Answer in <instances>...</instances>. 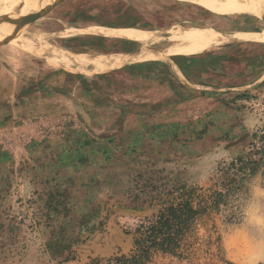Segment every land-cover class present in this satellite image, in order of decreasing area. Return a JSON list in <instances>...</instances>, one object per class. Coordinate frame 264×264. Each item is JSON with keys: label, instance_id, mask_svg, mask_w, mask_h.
Listing matches in <instances>:
<instances>
[{"label": "rangeland", "instance_id": "obj_1", "mask_svg": "<svg viewBox=\"0 0 264 264\" xmlns=\"http://www.w3.org/2000/svg\"><path fill=\"white\" fill-rule=\"evenodd\" d=\"M261 1L220 0L219 14L203 0H67L53 10L52 0H0V28L11 19L1 21L2 12H14L67 48L72 27L120 26L123 15L147 30L224 23L242 35L191 55L199 61L188 72L170 60L188 54L149 56L166 67L163 83L119 70L60 74L14 30L1 35L0 264L128 254L157 197L184 183L224 189L235 174L243 187L213 216V229L200 225L191 256L156 252L148 264H264V38L254 34L264 31ZM102 27L78 34L118 37Z\"/></svg>", "mask_w": 264, "mask_h": 264}, {"label": "bare ground", "instance_id": "obj_2", "mask_svg": "<svg viewBox=\"0 0 264 264\" xmlns=\"http://www.w3.org/2000/svg\"><path fill=\"white\" fill-rule=\"evenodd\" d=\"M1 1L2 6H4L14 3L17 0ZM203 2L215 12L223 14L221 13L220 0H203ZM258 8L264 12V0L259 3ZM263 12L261 14L262 17H264ZM235 14L236 12L234 11L231 14L225 15L233 16ZM2 16L1 21L9 16L15 18L17 14L15 15L14 12L4 13L3 11ZM9 22H4L3 25L5 26L0 28V36L7 33L9 29L14 30L13 36L22 40L30 48H36L43 51L49 59L56 62L61 67L69 69L70 71L81 72L113 71L126 61H142L146 60L149 56H167L180 53L188 55L200 54L205 51L222 48L226 44L237 40L238 35L240 36L239 38H242V35H240L239 32L227 31L224 29V23L220 24V27L218 28L182 26L180 28L169 30L168 32L130 27L120 29L102 27L97 28L98 33L132 39L142 45V48L136 53L123 54L117 52L112 56H102L82 54L71 51L59 44H51L48 41V36H51L52 33L47 35V32L44 33L41 29L32 27L31 22L27 20L19 19L17 17L16 24H10ZM80 31L81 30L78 28H73L66 34H78ZM254 34L264 38V31ZM18 41L15 43L20 46V43L22 42L19 43ZM155 45L161 46V48H153ZM90 67H93L94 69H89Z\"/></svg>", "mask_w": 264, "mask_h": 264}, {"label": "trees", "instance_id": "obj_3", "mask_svg": "<svg viewBox=\"0 0 264 264\" xmlns=\"http://www.w3.org/2000/svg\"><path fill=\"white\" fill-rule=\"evenodd\" d=\"M238 161L245 160L240 157ZM250 162L252 171H256V161ZM241 181L235 174L224 189L186 183L173 186L155 199L156 212L135 228L133 248L128 254L97 257L85 264H148L156 252L191 256L199 243L200 225L209 221L211 228L215 227L213 216L220 213L235 190H241Z\"/></svg>", "mask_w": 264, "mask_h": 264}, {"label": "crops", "instance_id": "obj_4", "mask_svg": "<svg viewBox=\"0 0 264 264\" xmlns=\"http://www.w3.org/2000/svg\"><path fill=\"white\" fill-rule=\"evenodd\" d=\"M67 0H52L51 4L53 6H51V9L53 10L54 8H56L58 5L64 3ZM40 4L39 2L37 3V5ZM50 13V12H48ZM122 21H124L123 25L120 26H113V25H107V24H93V25H88L86 27H82V26H77V27H72L73 28H82V29H89L91 27H95V26H107L110 28H122V27H138L135 24H129L126 21L129 20V16L123 15L121 16ZM74 20V19H73ZM70 21V20H69ZM140 28V27H138ZM69 29V30H71ZM144 29V28H142ZM129 43H134L135 47H131L130 45H128ZM63 44L69 46L68 49L73 50L75 52L78 53H86L89 55H110V54H115V53H123V54H132V53H136L138 52L141 48L142 45L137 42V41H133L130 39H126V38H118V37H107L104 35H99V34H95L92 31L89 32H83L81 34H64V38H63ZM81 46L80 48H75L77 46ZM110 47V48H109ZM67 48V47H66ZM153 48H161V46H153ZM168 58V56H167ZM155 59H150V60H142V61H126L125 63H123L120 67L114 69L113 71H108V72H94L97 73L96 75H108L110 76L111 73L115 72L116 70H119L123 73V75L125 77H133L134 79H146L148 81L151 82H157V83H163L159 81V78L161 77V79H164L165 82H168V76L170 75H164L163 71H167L166 67L163 65H157L154 63H151V61H153ZM171 61H173L176 65H178L179 67L182 68V66L184 67V70L188 72L189 70V66L191 64H196L198 63L197 61H199V59H197L196 57H191L190 56H186V55H176V56H172V59H170ZM58 67V66H56ZM89 69H94L93 67H90ZM58 72L61 74V72L66 73L69 72L70 75H79V76H85V74H78L77 72H81V71H70L67 70L63 67H58L57 68ZM66 71V72H64ZM76 72V73H75ZM90 73H93L90 72ZM168 73V72H166ZM6 75V73H4ZM13 75L15 76V74L13 73ZM172 76V75H171ZM85 78V77H84ZM87 83H93L92 80H90L89 78H85ZM154 80V81H153ZM49 94V92H46ZM61 94V93H60ZM63 96V95H61ZM66 97V96H64Z\"/></svg>", "mask_w": 264, "mask_h": 264}, {"label": "water", "instance_id": "obj_5", "mask_svg": "<svg viewBox=\"0 0 264 264\" xmlns=\"http://www.w3.org/2000/svg\"><path fill=\"white\" fill-rule=\"evenodd\" d=\"M39 3L42 1V0H37ZM17 14V13H16ZM15 14V15H16ZM10 17V16H9ZM30 17H31V15H30ZM9 21H11L12 22V24H16V22H17V18H14V17H11V19L9 20Z\"/></svg>", "mask_w": 264, "mask_h": 264}]
</instances>
